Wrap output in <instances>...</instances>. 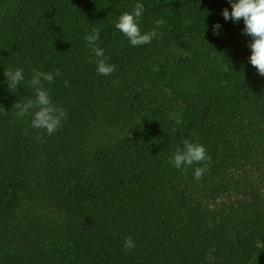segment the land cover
<instances>
[{"label":"trees","instance_id":"16d2710c","mask_svg":"<svg viewBox=\"0 0 264 264\" xmlns=\"http://www.w3.org/2000/svg\"><path fill=\"white\" fill-rule=\"evenodd\" d=\"M136 3L142 33L165 23L162 38L133 47L115 22ZM225 8L0 0V264H264V77ZM96 28L117 66L109 76L88 62ZM17 67L25 79L9 93L3 73ZM57 68L43 87L67 119L49 136L12 105L35 98L33 69ZM183 139L211 156L200 181L197 165L181 174L169 163Z\"/></svg>","mask_w":264,"mask_h":264},{"label":"clouds","instance_id":"9594fccd","mask_svg":"<svg viewBox=\"0 0 264 264\" xmlns=\"http://www.w3.org/2000/svg\"><path fill=\"white\" fill-rule=\"evenodd\" d=\"M228 3L231 5V12L227 8L222 9V16L225 21L231 20L233 23L243 20L242 34L251 38L250 43L247 44V47L251 50L248 61L257 73L264 77V0H228ZM144 11V5L136 3L132 12L125 11L121 13L115 22V28L128 39L133 47L149 44L154 38L160 39L163 36V33L159 31L165 23L163 19H156L154 27L150 31L141 32L139 21ZM220 27L221 25L218 23L213 25L214 35H219L218 30ZM99 33L100 29L96 28L90 34L84 36L90 53L95 57L94 60L89 59L88 62L96 64L97 74L109 76L116 71L117 66L108 63L110 57L106 56L104 49L98 46ZM3 74L7 78L6 83L9 93H16L18 86L25 79L23 68H8L4 70ZM60 75L62 73L59 68L55 69L54 73L33 69L28 84L34 90L35 98L16 101L12 105L16 110L14 115L18 119H23L26 116L31 117L30 127L37 130L38 133L42 130L43 133L51 136L67 119L66 110L54 104L49 91L43 87V82L52 83L55 76ZM64 85L69 87V81L65 80ZM175 122L177 125L182 124L183 119L177 116ZM172 131L176 132L177 129L173 127ZM24 133L27 135L28 130L25 129ZM191 135L195 136V133ZM35 139L43 142L41 134H38ZM169 163L180 170L181 174H186L188 168L197 165L193 168L192 174L193 179L200 181L204 174L210 171L209 165L212 163V159L204 145L193 142V140L183 139L181 146H177L172 152ZM123 247L126 251H131L135 247L131 236L125 238Z\"/></svg>","mask_w":264,"mask_h":264}]
</instances>
